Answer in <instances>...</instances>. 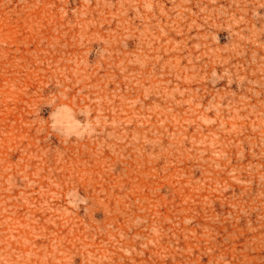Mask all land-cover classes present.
I'll return each instance as SVG.
<instances>
[{"label": "rangeland", "instance_id": "1", "mask_svg": "<svg viewBox=\"0 0 264 264\" xmlns=\"http://www.w3.org/2000/svg\"><path fill=\"white\" fill-rule=\"evenodd\" d=\"M0 264H264V0H0Z\"/></svg>", "mask_w": 264, "mask_h": 264}]
</instances>
